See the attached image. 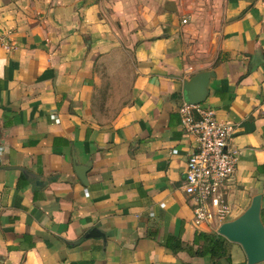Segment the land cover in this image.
I'll list each match as a JSON object with an SVG mask.
<instances>
[{"label": "crops", "instance_id": "crops-1", "mask_svg": "<svg viewBox=\"0 0 264 264\" xmlns=\"http://www.w3.org/2000/svg\"><path fill=\"white\" fill-rule=\"evenodd\" d=\"M155 1L0 0V264H247L225 237L220 257L164 241L217 233L182 188V82L203 70L239 151L228 220L260 194L264 224V0H222L209 44L198 0Z\"/></svg>", "mask_w": 264, "mask_h": 264}, {"label": "built area", "instance_id": "built-area-1", "mask_svg": "<svg viewBox=\"0 0 264 264\" xmlns=\"http://www.w3.org/2000/svg\"><path fill=\"white\" fill-rule=\"evenodd\" d=\"M178 112L180 125L195 138V146L187 154L182 185L193 223L199 229L217 230L231 213L224 195L239 157V151L228 146L233 130L218 120L212 108L200 103L183 102Z\"/></svg>", "mask_w": 264, "mask_h": 264}, {"label": "water", "instance_id": "water-1", "mask_svg": "<svg viewBox=\"0 0 264 264\" xmlns=\"http://www.w3.org/2000/svg\"><path fill=\"white\" fill-rule=\"evenodd\" d=\"M165 8L175 10V3L168 1ZM211 70L193 74L182 82V93L186 103L199 104L208 94ZM77 176L85 183L87 166H76ZM261 195L253 196L250 205L238 217L220 224L216 232L231 242L239 244L247 259V264L264 263V224L260 217ZM94 233V231L92 232Z\"/></svg>", "mask_w": 264, "mask_h": 264}, {"label": "rangeland", "instance_id": "rangeland-1", "mask_svg": "<svg viewBox=\"0 0 264 264\" xmlns=\"http://www.w3.org/2000/svg\"><path fill=\"white\" fill-rule=\"evenodd\" d=\"M168 1H173L177 3L178 6H180V4H183V6L185 7L186 1H190V0H157L155 1L156 2L155 6H158L159 9L164 10L163 5ZM198 2L199 3L195 8V10L198 12V15L196 17H193V19L192 18L189 19V16L184 18H186V20L188 18V22H194V21L196 22L198 27L201 29L197 33V35L199 33H203L206 42H208L209 44L213 37L212 34L214 32V29L216 28V26H218V18H219L218 15H219V11L222 8V0H198ZM203 28H206L205 31L202 30ZM183 44L187 45V42L185 41L182 43V45Z\"/></svg>", "mask_w": 264, "mask_h": 264}, {"label": "trees", "instance_id": "trees-1", "mask_svg": "<svg viewBox=\"0 0 264 264\" xmlns=\"http://www.w3.org/2000/svg\"><path fill=\"white\" fill-rule=\"evenodd\" d=\"M202 242L200 249L193 250V246L184 245L179 237L167 236L165 238V246L173 251L181 249L187 250L189 253L210 254L212 257H220L226 253V239L217 233L199 232L195 237L194 243Z\"/></svg>", "mask_w": 264, "mask_h": 264}]
</instances>
